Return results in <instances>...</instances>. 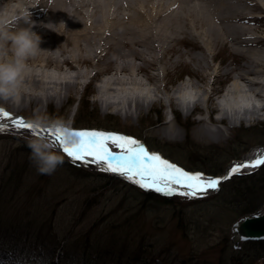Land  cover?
<instances>
[{"label": "rangeland", "instance_id": "rangeland-1", "mask_svg": "<svg viewBox=\"0 0 264 264\" xmlns=\"http://www.w3.org/2000/svg\"><path fill=\"white\" fill-rule=\"evenodd\" d=\"M221 59L234 64L243 62L227 49L221 50L216 61ZM45 69L51 76H42L47 80L44 88L55 93L62 89L65 80L76 79L78 83L71 94L63 93L45 104L23 105L18 111L14 104H19L21 97L15 103L0 99V107L35 124L32 129L9 126L0 131V215L5 211V216L10 217L0 223V264H102L103 256L108 260L105 264H116L112 262L116 259L130 264L139 242L151 247L155 261L147 264H257L264 258L239 255L237 249L243 243L234 242L232 226L241 216H232L230 205L223 207L216 199L220 187L208 195L191 198L142 189L122 177L107 174L94 162H72L37 125L55 132L58 126H73L123 133L161 151L186 170L219 176L231 161L264 145V109L260 110L259 119L246 117L242 112L249 100L242 94L232 96V108L225 121L234 123L229 130L226 124L210 120L205 109L188 116L180 107L173 112L167 101L170 91L188 80L195 81L198 86L187 85L184 89L192 103L205 97L212 80L208 75L202 81L198 79L201 73L179 67L165 78L149 80L138 75L139 83L116 84L121 100L117 96L113 99L122 102V106L128 105L130 96L137 93L161 99L154 107L126 118L119 112L118 102L107 110L101 106L99 76L92 75L90 67L84 65L85 75L80 77L74 70L64 74L55 68ZM153 72L158 75V71ZM259 79L264 82V74ZM226 81L219 78L213 86L224 92ZM23 88L31 90L26 84ZM250 102L256 108L264 105V100L253 96ZM199 103L204 105L203 100ZM200 117H205L204 126L209 132L224 129L225 134L196 135L194 129ZM158 118L175 122L177 129L157 131ZM32 139L56 148L64 156L63 163L51 174L38 172L30 160L28 141ZM9 174L12 178L8 179ZM149 194L156 198H149ZM13 219L19 222L15 224V232L21 233L18 238L5 234ZM29 222H34L36 228ZM32 232L31 237H26ZM244 251L246 248L240 254ZM146 255L131 264H145Z\"/></svg>", "mask_w": 264, "mask_h": 264}, {"label": "bare ground", "instance_id": "bare-ground-1", "mask_svg": "<svg viewBox=\"0 0 264 264\" xmlns=\"http://www.w3.org/2000/svg\"><path fill=\"white\" fill-rule=\"evenodd\" d=\"M27 10L37 21L63 20L67 27L61 26L57 33L39 24L35 26L46 50L28 62L24 84L31 90L22 88L19 104L14 100L17 111L23 105L45 104L63 93L70 95L78 83L76 79L65 80L62 89L52 93L50 88H44L47 80L42 76H51L45 68L64 74L74 70L80 77L85 75L84 65L90 67L92 75L99 76L101 106L107 110L118 102V110L126 118L154 107L161 99L137 93L130 96L128 105L122 106V102L113 99L117 96L121 100L116 84L139 83L138 75L149 80L165 78L179 67L201 73L198 79L202 81L208 75L212 80L205 97L192 103L184 89L187 85L198 86L195 81L188 80L170 91L167 101L173 112L180 107L188 116L205 109L210 120L226 124L229 130L234 123L225 121L232 108V96L242 94L249 100L242 112L246 117L259 119L260 110L264 109V105H250L252 96L264 100V82L259 79L264 74V0H0V14L9 20ZM223 49L243 62L216 61ZM219 78L228 82L224 92L213 86ZM204 122L205 117H200L194 129L196 135L225 134L224 129L209 132ZM157 123L159 132L177 129L175 122L164 118H158ZM149 150L162 155L158 150ZM260 151H264V145L231 161L228 168L246 157L254 158ZM250 169L253 168L242 171Z\"/></svg>", "mask_w": 264, "mask_h": 264}, {"label": "snow or ice", "instance_id": "snow-or-ice-1", "mask_svg": "<svg viewBox=\"0 0 264 264\" xmlns=\"http://www.w3.org/2000/svg\"><path fill=\"white\" fill-rule=\"evenodd\" d=\"M9 126L17 130L33 128L31 121L0 107V131ZM44 131L72 162L93 161L103 170L124 177L142 189L166 195L203 196L217 190L221 182L233 174L264 165V151H260L254 158L246 157L234 162L224 176H215L186 170L159 152L150 151L136 137L123 133L61 126L57 127L55 133L49 129Z\"/></svg>", "mask_w": 264, "mask_h": 264}, {"label": "clouds", "instance_id": "clouds-1", "mask_svg": "<svg viewBox=\"0 0 264 264\" xmlns=\"http://www.w3.org/2000/svg\"><path fill=\"white\" fill-rule=\"evenodd\" d=\"M39 2L35 0V3ZM37 24L57 33L61 26H66L63 20L59 23L37 21L30 10L19 13L11 20L0 14V99H20L29 60L46 50L41 46L42 35L35 30ZM28 147L31 149L29 158L40 173L51 174L64 161L59 150L42 145L35 139L28 141ZM262 261L264 258L257 264H262Z\"/></svg>", "mask_w": 264, "mask_h": 264}, {"label": "trees", "instance_id": "trees-1", "mask_svg": "<svg viewBox=\"0 0 264 264\" xmlns=\"http://www.w3.org/2000/svg\"><path fill=\"white\" fill-rule=\"evenodd\" d=\"M181 121V120H179ZM11 165V164H10ZM220 171V170H219ZM213 173L215 170H212ZM12 178V175H8V179ZM6 190V189H3ZM149 198L155 199V195L149 194ZM216 199H218L221 203L228 206L230 205V208L232 209V216L234 217H240L244 214L252 213L257 210H259L261 207L264 206V165L260 167L257 171L249 174H243V175H235L231 179H228L221 183L220 190L217 192ZM3 202L6 203V197H3ZM214 199V200H216ZM218 203V202H217ZM7 209V207L5 206ZM3 211L0 215V223L4 222V220L9 219V216H5L7 212ZM15 224L19 225V222H16L15 219L11 220V223L9 224V227H7L8 231L5 232V234H8L12 237L18 238V233L15 232ZM29 224L36 228L37 225L34 224V222H29ZM178 227H180L178 225ZM30 228V226H29ZM41 230V229H40ZM30 233V232H29ZM21 235V233H19ZM32 234H27L26 237H31ZM41 236V232L39 234ZM36 235V236H39ZM39 238H36V242ZM246 248V252L240 254V250H244ZM249 249V250H248ZM151 247H146L142 242H139L138 249L136 251L135 255H132L130 257V264L131 263H138L143 256V254L147 253L145 259L147 264L148 262L155 261V258H153V253L150 251ZM239 251V255L243 257L252 256V258H260L264 256V240H246L243 242L242 246L237 249ZM149 251V252H148ZM236 251L234 252V254ZM99 259V258H97ZM108 262L107 259L103 256L102 258V264H105ZM116 264H123L122 260H114L112 261Z\"/></svg>", "mask_w": 264, "mask_h": 264}, {"label": "water", "instance_id": "water-1", "mask_svg": "<svg viewBox=\"0 0 264 264\" xmlns=\"http://www.w3.org/2000/svg\"><path fill=\"white\" fill-rule=\"evenodd\" d=\"M227 170L219 176H224ZM232 235L234 242L238 244L245 240H264V207L236 220L232 226Z\"/></svg>", "mask_w": 264, "mask_h": 264}]
</instances>
